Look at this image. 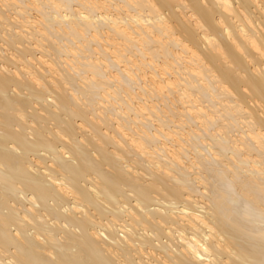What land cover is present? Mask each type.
<instances>
[{
	"label": "bare ground",
	"instance_id": "1",
	"mask_svg": "<svg viewBox=\"0 0 264 264\" xmlns=\"http://www.w3.org/2000/svg\"><path fill=\"white\" fill-rule=\"evenodd\" d=\"M0 264H264V0H0Z\"/></svg>",
	"mask_w": 264,
	"mask_h": 264
}]
</instances>
